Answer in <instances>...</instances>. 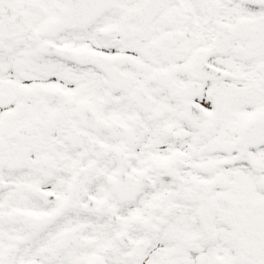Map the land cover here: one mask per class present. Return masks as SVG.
Listing matches in <instances>:
<instances>
[{"label": "snow or ice", "instance_id": "1", "mask_svg": "<svg viewBox=\"0 0 264 264\" xmlns=\"http://www.w3.org/2000/svg\"><path fill=\"white\" fill-rule=\"evenodd\" d=\"M0 264H264V0H0Z\"/></svg>", "mask_w": 264, "mask_h": 264}]
</instances>
